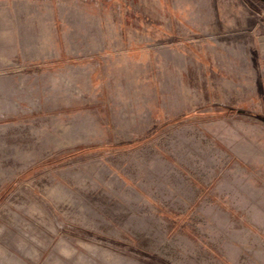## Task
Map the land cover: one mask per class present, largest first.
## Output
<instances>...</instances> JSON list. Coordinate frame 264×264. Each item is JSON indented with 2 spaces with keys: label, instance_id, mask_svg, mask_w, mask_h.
Masks as SVG:
<instances>
[{
  "label": "rangeland",
  "instance_id": "374dc122",
  "mask_svg": "<svg viewBox=\"0 0 264 264\" xmlns=\"http://www.w3.org/2000/svg\"><path fill=\"white\" fill-rule=\"evenodd\" d=\"M75 1L0 74V264H264V5Z\"/></svg>",
  "mask_w": 264,
  "mask_h": 264
},
{
  "label": "crops",
  "instance_id": "0c3cea01",
  "mask_svg": "<svg viewBox=\"0 0 264 264\" xmlns=\"http://www.w3.org/2000/svg\"><path fill=\"white\" fill-rule=\"evenodd\" d=\"M98 4L89 5L95 8L89 16L79 12L75 0H0V74L13 72L9 66L14 65L17 79L22 80L26 70L56 60L60 56L58 43L64 41L62 26H68L70 19H83L85 24L88 16L89 24H104Z\"/></svg>",
  "mask_w": 264,
  "mask_h": 264
},
{
  "label": "water",
  "instance_id": "95a60500",
  "mask_svg": "<svg viewBox=\"0 0 264 264\" xmlns=\"http://www.w3.org/2000/svg\"><path fill=\"white\" fill-rule=\"evenodd\" d=\"M259 2H261L264 5V0H258Z\"/></svg>",
  "mask_w": 264,
  "mask_h": 264
}]
</instances>
